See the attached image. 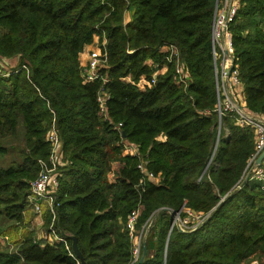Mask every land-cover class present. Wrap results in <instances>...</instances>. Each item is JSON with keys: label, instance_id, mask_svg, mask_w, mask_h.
<instances>
[{"label": "trees", "instance_id": "obj_1", "mask_svg": "<svg viewBox=\"0 0 264 264\" xmlns=\"http://www.w3.org/2000/svg\"><path fill=\"white\" fill-rule=\"evenodd\" d=\"M215 8L216 0H0V58L29 67V74L0 76V157L17 149L20 159L0 167V237L15 249L0 248V264L80 263L65 243L36 236L29 203L39 162L51 155L54 119L67 163L59 169L54 227L71 250L77 238L86 264H138L126 227L138 209V232L153 221L142 264H264L262 183L248 179L236 190L255 133L225 117L217 145ZM230 30L247 108L264 115V0H240ZM97 42L107 55L104 85L85 82L80 60ZM164 46L178 49L190 84H176L173 63L140 89L154 73L146 61L163 63ZM102 88L110 120L100 114ZM20 128L24 144L9 145ZM125 141L139 156L124 154ZM141 160L160 183H142ZM226 196L196 231H171L173 214L207 215ZM42 210L50 234L53 217L45 204Z\"/></svg>", "mask_w": 264, "mask_h": 264}, {"label": "built area", "instance_id": "obj_2", "mask_svg": "<svg viewBox=\"0 0 264 264\" xmlns=\"http://www.w3.org/2000/svg\"><path fill=\"white\" fill-rule=\"evenodd\" d=\"M240 7V0H216V8L213 19L211 46L215 73V83L217 92L216 113L218 115V134L217 145L224 127V118L231 117L235 120V124L242 128H251L255 133V150L249 158L248 166L244 174L242 183L237 185L236 190H240L243 183L248 180H256L262 183L264 189V166L258 165L257 160L264 151V115L254 113L247 108L244 94V86L239 77V67L235 60V49L232 42V34L230 27L237 18ZM105 46V42L103 43ZM166 56L163 63H157L154 60L146 61V64L154 69L151 81H141L138 86L144 90L146 86L152 87L157 82V77L165 72L166 64L175 65L176 84L187 88L191 82L190 73L186 65L181 61L179 51L175 46H164L160 49ZM107 55L103 52L98 42L91 48L84 67L85 82L93 83L101 80L103 85L108 82V77L102 73V69L106 67ZM26 71L29 74L27 65L11 66L9 60L0 58V76L8 78L13 74ZM109 95L102 88L98 95V103L100 106V114L106 120L108 117L107 102ZM53 112V110H52ZM122 124L116 126L120 130ZM51 147V155L48 161H40V172L37 178L31 183V192L29 203L33 208L34 214L42 218V204L48 206L49 212L52 214V224L50 226V234H48L49 243L54 244L61 242L66 244L67 250L71 256L73 251L67 245L65 237L61 236L54 227L56 219V191L59 186V169L67 163L63 159L62 140L59 136L55 125V119L46 136ZM214 151L211 162L214 158ZM124 154L129 156H139L138 148L128 141L124 142ZM144 176L142 183L146 181H155L160 183L161 177L149 172L146 168V162L141 160L138 166ZM187 217L183 220L179 214H175L174 227H179L183 232H194L199 229L209 218L211 212L207 215H197L190 209L183 208ZM140 216V210L133 211L126 223V227L132 237L134 249V262H139L143 255V246L146 242L148 232L152 226V221H148L140 232L137 231L136 225ZM201 217L204 220L201 223H191L189 219ZM187 219V220H186ZM43 224V222H41ZM178 228V229H179ZM80 264V263H79Z\"/></svg>", "mask_w": 264, "mask_h": 264}, {"label": "rangeland", "instance_id": "obj_3", "mask_svg": "<svg viewBox=\"0 0 264 264\" xmlns=\"http://www.w3.org/2000/svg\"><path fill=\"white\" fill-rule=\"evenodd\" d=\"M25 138H24V131L22 128L19 129V134L17 137L13 138L10 142H8L9 145H14L16 147H20L24 144ZM19 156L17 153V149L14 150L11 154H9L6 157H0V167L7 168L12 163L19 161ZM34 213V212H33ZM187 220V219H186ZM204 219L201 217H195L192 219H189L191 223H194L195 225L199 222L201 223ZM153 223V221H152ZM0 248H9L10 251H14L15 249L11 246L10 243H8L7 238L0 237ZM262 260H256L253 261L251 264H262Z\"/></svg>", "mask_w": 264, "mask_h": 264}, {"label": "water", "instance_id": "obj_4", "mask_svg": "<svg viewBox=\"0 0 264 264\" xmlns=\"http://www.w3.org/2000/svg\"><path fill=\"white\" fill-rule=\"evenodd\" d=\"M123 137L125 138V134H123ZM257 164L258 165H263L264 164V151L262 152V154L259 156L258 160H257ZM247 181V180H246ZM245 181V182H246ZM227 196L224 197L220 202L219 204L211 211V215L214 214L220 207L221 205L223 204V202L226 200ZM160 212H168L170 213V210L167 209V208H163L161 209ZM158 216V215H157ZM154 218V220L156 219V217ZM173 218L175 219L176 216L175 214H173ZM174 224V222L172 223V225ZM179 228V227H178ZM180 229V228H179ZM181 230V229H180ZM182 231V230H181ZM71 240H72V250H73V253L74 255L76 256V258L80 261V264H86L85 260H84V257L83 255L81 254V252L79 251V248H78V244H77V238L74 236V237H71ZM145 256H146V242L143 246V255L140 259V261L138 262V264H142L144 259H145Z\"/></svg>", "mask_w": 264, "mask_h": 264}, {"label": "crops", "instance_id": "obj_5", "mask_svg": "<svg viewBox=\"0 0 264 264\" xmlns=\"http://www.w3.org/2000/svg\"><path fill=\"white\" fill-rule=\"evenodd\" d=\"M92 48V47H91ZM90 47H88L85 52L81 55L80 57V60H81V64H85L86 63V60H87V57H88V54L91 50ZM10 62V65L11 66H16L17 65V60L16 59H11L9 60ZM128 81H130V79H128ZM163 139V137L161 138V140ZM264 166V164H263ZM46 207H48L46 204H45ZM31 214L33 215V224H34V230H35V234L38 238L41 239H44V238H47L48 237V234L46 232V229L44 228V219H43V216L42 218H39L37 217L34 213H33V210H31ZM41 222H43V224H41Z\"/></svg>", "mask_w": 264, "mask_h": 264}]
</instances>
